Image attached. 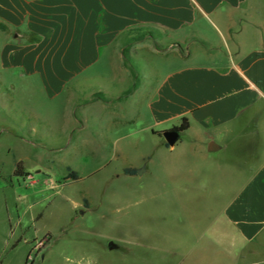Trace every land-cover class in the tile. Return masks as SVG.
<instances>
[{
  "label": "rangeland",
  "instance_id": "obj_1",
  "mask_svg": "<svg viewBox=\"0 0 264 264\" xmlns=\"http://www.w3.org/2000/svg\"><path fill=\"white\" fill-rule=\"evenodd\" d=\"M164 35L158 46L133 44L134 58L123 59L138 76L139 99L157 80L144 55L181 52ZM21 82L0 86V264H264L263 236L247 243L222 222V235L211 229L240 186L186 181L194 171L186 140L167 148L136 96L123 104L112 147L102 133L122 106L85 103L102 86L74 83L51 96ZM19 163L24 176H15Z\"/></svg>",
  "mask_w": 264,
  "mask_h": 264
},
{
  "label": "crops",
  "instance_id": "obj_2",
  "mask_svg": "<svg viewBox=\"0 0 264 264\" xmlns=\"http://www.w3.org/2000/svg\"><path fill=\"white\" fill-rule=\"evenodd\" d=\"M0 25L5 92L14 78L55 96L74 83L102 86L85 103L122 106L102 133L112 147V130L127 119L123 104L134 96L153 135L186 118L178 140H186V168H194L186 181L240 186L211 229L222 235V222L236 241L264 238V0H0ZM160 32L181 52L143 56L157 80L139 99L128 49L147 40L158 46Z\"/></svg>",
  "mask_w": 264,
  "mask_h": 264
},
{
  "label": "trees",
  "instance_id": "obj_3",
  "mask_svg": "<svg viewBox=\"0 0 264 264\" xmlns=\"http://www.w3.org/2000/svg\"><path fill=\"white\" fill-rule=\"evenodd\" d=\"M0 29H2V30H6L7 28H6L5 26H3V25H0ZM146 36H147L146 34H142V35H140L139 37L134 38L132 42L142 41ZM137 87H138V84L134 85L131 89H129V90L126 92V95L131 94V93H132ZM96 97L99 98V99H102V100H103V98H104V97H103L102 95H100V94H99V95H96ZM188 127H189L188 120H187L186 118H184L183 121H182V123H181V125L178 126V127H174L173 129L178 130V131H180V132H184V131H186V130L188 129ZM167 145H168V144H167ZM17 168H18V169H17V171L15 172V176H23L24 173H23L22 163H19V164L17 165ZM126 173H127V174H131V175H133V174L136 173V169H128V170H126ZM70 178L73 179V180H77V179H78V174H77L76 172H72V173L70 174Z\"/></svg>",
  "mask_w": 264,
  "mask_h": 264
},
{
  "label": "water",
  "instance_id": "obj_4",
  "mask_svg": "<svg viewBox=\"0 0 264 264\" xmlns=\"http://www.w3.org/2000/svg\"><path fill=\"white\" fill-rule=\"evenodd\" d=\"M182 132L178 131V130H175V129H171V130H168V131H165L164 132V137L166 139V142L169 146H174L179 138H180V134ZM143 170H138V174H142ZM118 247L117 244H115L114 242H110L109 244V248L112 250V249H116Z\"/></svg>",
  "mask_w": 264,
  "mask_h": 264
},
{
  "label": "built area",
  "instance_id": "obj_5",
  "mask_svg": "<svg viewBox=\"0 0 264 264\" xmlns=\"http://www.w3.org/2000/svg\"><path fill=\"white\" fill-rule=\"evenodd\" d=\"M44 242H42L39 246H43ZM39 248V247H38Z\"/></svg>",
  "mask_w": 264,
  "mask_h": 264
}]
</instances>
